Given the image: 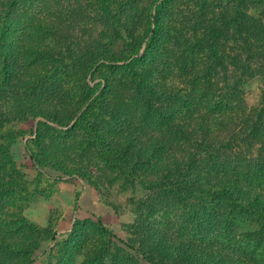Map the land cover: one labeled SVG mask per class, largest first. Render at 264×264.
Segmentation results:
<instances>
[{
    "label": "trees",
    "instance_id": "obj_1",
    "mask_svg": "<svg viewBox=\"0 0 264 264\" xmlns=\"http://www.w3.org/2000/svg\"><path fill=\"white\" fill-rule=\"evenodd\" d=\"M75 23L86 36L78 51L66 43ZM101 68L109 77L90 86ZM254 77L264 83V0H0V135L27 117L56 131L47 122L74 121L69 131L85 128L105 166L132 186L154 178L149 192L158 191L129 242L101 221L78 222L49 250L62 246L50 264L75 254L83 264H264V90L247 107L241 89ZM37 132L26 143L31 161L45 167L53 156L57 170L76 164L106 187L87 150ZM4 140L0 175L16 139ZM13 186L0 179V217ZM190 200L182 220L171 207ZM14 221L18 230L0 223V264H31L54 235ZM90 231L104 241L84 253Z\"/></svg>",
    "mask_w": 264,
    "mask_h": 264
},
{
    "label": "rangeland",
    "instance_id": "obj_2",
    "mask_svg": "<svg viewBox=\"0 0 264 264\" xmlns=\"http://www.w3.org/2000/svg\"><path fill=\"white\" fill-rule=\"evenodd\" d=\"M76 25V23L73 24L74 28L70 31L69 41L66 42L73 51L81 50V47L75 45H79L80 40L83 41L86 38V36L83 37L79 33V26ZM89 32L87 31L86 35ZM62 40L60 39V41ZM107 71V68H101L90 75L88 77L90 86L100 83L103 77L108 78L109 74ZM102 88L103 86H101L100 90ZM241 89L243 91L244 104L247 107H251L259 102L262 90H264V83L261 82L260 77L250 78L243 83ZM78 90L79 86H75L74 93H77ZM100 90L95 93L94 97L98 95ZM40 121L46 122L41 117L34 119L27 117L26 119L15 120L6 125L0 135L5 138L3 143L16 139L10 150L13 157V165L5 166L0 175V179H4L6 183H14L11 189V197L3 203L4 214L0 217V223L4 226L12 225L15 230H18L14 227V219L23 217L29 226L33 227V230L35 229V231L42 233L43 239L44 235L48 237L54 235V240L52 241L43 240L41 247L31 256V264L56 263L62 255L58 254L62 246L56 247L52 255L49 250L55 246L57 241L64 245L63 243H66L67 236L73 226L78 222L82 226H88L92 222L101 221L103 226L115 236L124 242H129L133 237L131 235L133 224L137 219L140 220L138 215L148 213L145 205L153 203L154 196L158 194V191L156 193L149 192V184L154 182L155 179L148 180V178L144 177L142 182L136 181L135 186H132L131 181L124 179L125 176L120 174L118 176L114 167L105 166L98 159L100 155L95 138L91 137L85 128L78 129L75 132L69 131L74 121L68 126H58L47 122L48 125L56 128V131L55 129L40 127ZM38 130L44 136L46 135L49 143L71 148L81 146L84 151L87 150L88 154L86 153V155L88 156L86 158L91 160L92 164L90 163L89 166L85 165L90 168V172L93 175H105V182L108 183L105 185L106 187L100 190L95 189L93 184L81 177V173L75 170L74 165L76 164H72L69 167L68 164L61 163L62 167H67V172L57 170L59 162L53 156L43 162L45 167H40L31 161L26 143L35 137ZM30 149L34 150L35 148L31 147ZM78 152L82 153L81 151ZM114 176L115 179L109 183V180L114 178ZM189 205L193 206L192 200L179 205L176 204L171 209L179 212L183 211L180 213L183 220L189 215L187 208ZM174 221L178 229L185 226L182 225L183 221L177 222L175 218ZM43 231H47V234ZM87 239L88 247L83 249L84 253L85 251L89 253L90 247H94V245L101 249V244L104 241L102 237L90 231L87 234ZM109 249L112 251L111 253L118 252L113 250L112 247H109ZM126 253L130 252L124 250L121 252V254L128 255ZM83 261L84 256L82 254H75L71 264H83ZM141 262L144 263L142 260Z\"/></svg>",
    "mask_w": 264,
    "mask_h": 264
}]
</instances>
